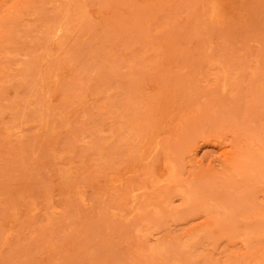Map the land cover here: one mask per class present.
<instances>
[{
  "label": "rangeland",
  "instance_id": "1",
  "mask_svg": "<svg viewBox=\"0 0 264 264\" xmlns=\"http://www.w3.org/2000/svg\"><path fill=\"white\" fill-rule=\"evenodd\" d=\"M0 264H264V0H0Z\"/></svg>",
  "mask_w": 264,
  "mask_h": 264
}]
</instances>
